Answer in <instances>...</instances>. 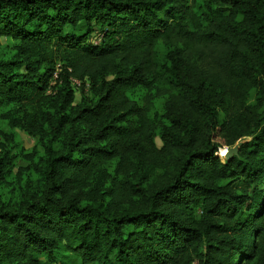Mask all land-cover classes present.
<instances>
[{
    "label": "trees",
    "instance_id": "trees-1",
    "mask_svg": "<svg viewBox=\"0 0 264 264\" xmlns=\"http://www.w3.org/2000/svg\"><path fill=\"white\" fill-rule=\"evenodd\" d=\"M0 38V264H264V0H0Z\"/></svg>",
    "mask_w": 264,
    "mask_h": 264
},
{
    "label": "rangeland",
    "instance_id": "rangeland-1",
    "mask_svg": "<svg viewBox=\"0 0 264 264\" xmlns=\"http://www.w3.org/2000/svg\"><path fill=\"white\" fill-rule=\"evenodd\" d=\"M15 44V42L13 40L7 39V38H0V56L4 57L6 55H11L14 53L13 51V45ZM53 85V83H51L50 87ZM72 85H73V89L75 92V98H76V102H79L82 96L85 97H89V92H88V87L87 85H85V87H81L79 82H75V80L72 81ZM50 90L49 92H47V94H50ZM252 94V93H251ZM252 98H253V94H252ZM163 104V100L162 99H157L155 101V106L157 109H161V106ZM7 130V129H6ZM15 141L17 144V148L18 149H23L25 151H31L33 149L34 146H36V139L32 138L31 136L27 135L25 132L20 131V130H16L15 131ZM242 141H239L237 144L241 143ZM157 143L159 144V142L157 141ZM236 144V145H237ZM224 148V152H222V150L220 151V153H218V156L225 161V155L227 153V150H229V148L227 147H222V149ZM232 148V147H231ZM16 165L17 166H24L25 164L20 161L17 160L16 161ZM42 263H45V258L41 257L40 258ZM60 259H58L57 263L54 264H61ZM68 261L71 263L76 262L75 259L73 257H69ZM79 263V262H77Z\"/></svg>",
    "mask_w": 264,
    "mask_h": 264
},
{
    "label": "water",
    "instance_id": "water-1",
    "mask_svg": "<svg viewBox=\"0 0 264 264\" xmlns=\"http://www.w3.org/2000/svg\"><path fill=\"white\" fill-rule=\"evenodd\" d=\"M240 143L235 145L232 148H229V150H227V153L225 155L226 160L230 159L237 151V148L239 147Z\"/></svg>",
    "mask_w": 264,
    "mask_h": 264
},
{
    "label": "built area",
    "instance_id": "built-area-1",
    "mask_svg": "<svg viewBox=\"0 0 264 264\" xmlns=\"http://www.w3.org/2000/svg\"><path fill=\"white\" fill-rule=\"evenodd\" d=\"M77 83V81H75Z\"/></svg>",
    "mask_w": 264,
    "mask_h": 264
}]
</instances>
